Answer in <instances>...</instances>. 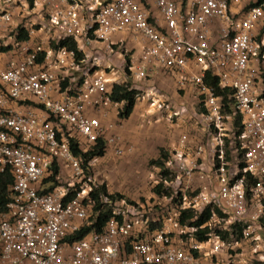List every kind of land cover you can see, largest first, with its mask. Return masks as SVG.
<instances>
[{
    "label": "built area",
    "instance_id": "1",
    "mask_svg": "<svg viewBox=\"0 0 264 264\" xmlns=\"http://www.w3.org/2000/svg\"><path fill=\"white\" fill-rule=\"evenodd\" d=\"M18 26L26 27L30 38L18 42L13 34ZM263 27L264 5L258 0H0V171L9 168L14 174L13 196L0 219V264H218L215 259L226 247L220 234L211 232L200 241L196 227L181 223L183 209L201 213L208 206V225L232 233V225L240 223L239 244L264 246ZM67 37L81 43L79 63L74 50L51 46L53 39ZM131 41L139 51L125 62L136 80L163 74L179 89L195 90V109H201L195 125L209 140L193 146L190 134H182L166 167L188 180L199 173L205 184L194 193L186 185L164 196L169 204L157 214L124 203L103 231L70 241L89 224L97 185L85 178L62 123L86 145L100 137L107 144L114 141L107 138L102 118L119 104L111 100L110 85L117 73L111 64L101 68V53L116 50L123 57ZM89 61L93 70L79 82L71 71ZM60 76L70 77L72 94L60 91ZM209 76L233 90L231 116ZM149 90V113L180 116L169 95ZM56 160L69 169L70 179L40 193V182ZM75 183L79 187L69 199Z\"/></svg>",
    "mask_w": 264,
    "mask_h": 264
},
{
    "label": "rangeland",
    "instance_id": "2",
    "mask_svg": "<svg viewBox=\"0 0 264 264\" xmlns=\"http://www.w3.org/2000/svg\"><path fill=\"white\" fill-rule=\"evenodd\" d=\"M114 52L101 53V68L111 64L117 73V80L128 81L134 88L141 91L140 99L137 100V107L129 119H120L119 110L123 103L113 104L109 112L102 118V123L108 128L107 138L114 137L113 142L108 143V149L104 156L97 157L91 162L90 175L92 182L99 186L105 184L109 193L121 194L123 198L116 201L115 208H126L124 203L135 204L136 210L145 207L148 213L157 214L162 208L169 204V199L156 194L153 189L162 182L161 170L156 165H151L150 160L159 156V149L164 147L171 153L179 146L181 135L190 134L192 145L207 143L208 135L203 132L201 127L195 125L199 119L201 109H195L197 99L195 92L185 93L184 89H179L173 78L158 75L155 80L138 81L126 69L127 55L139 51V46L135 43L127 42L123 48V57ZM161 76V77H160ZM154 88L160 95H169L177 109L181 112L179 117H170L168 112L149 113L146 99L147 91ZM188 95L187 99L184 96ZM185 103H180L184 102ZM204 169H208L210 157L205 160ZM70 171L64 166L61 172L62 183H68ZM171 187L180 192L181 188L188 185V193L198 190L203 181L199 173L190 180L185 176L174 174ZM205 184V182L203 183ZM207 185H210L207 182ZM194 195V194H192ZM125 201V202H124ZM138 205V206H137ZM151 211L149 212V210ZM264 243V229L261 231ZM225 250V253L233 254L230 264H264V246L260 249L254 243L237 244L234 250ZM261 255V257H260ZM237 259V261H236ZM236 261V262H235ZM229 261L225 260L226 264Z\"/></svg>",
    "mask_w": 264,
    "mask_h": 264
},
{
    "label": "trees",
    "instance_id": "3",
    "mask_svg": "<svg viewBox=\"0 0 264 264\" xmlns=\"http://www.w3.org/2000/svg\"><path fill=\"white\" fill-rule=\"evenodd\" d=\"M258 3L264 5V0H258ZM33 5L34 3L31 2ZM264 33V27L261 31L260 38L263 36ZM18 42H22L27 40L29 37L28 31L26 30V27L18 26L13 33ZM81 43H79L76 39L73 37H67L64 39H53L51 41V46L54 49H59L61 47H66L69 50H74L76 52V58L78 60V63L80 59L84 56V52L82 51V48L80 46ZM3 50H9L11 46H5L1 47ZM94 56L91 57L90 60L93 59ZM127 62H130V55H127L126 57ZM93 62L89 61L87 64H81L82 67L80 70H72L71 74H76L79 77V82L83 80V75L89 70H93ZM102 65V64H101ZM103 66V65H102ZM104 69H107V67H103ZM126 69L129 71V65L127 64ZM110 70V68H108ZM60 76L58 87L60 88L61 92H67L69 94H72L74 91V84L70 80L69 76ZM118 78L115 77V80L110 83L111 85V100L115 103H123V107L118 112V117L120 119H129L132 113L134 112L138 96L140 95L141 91L137 88H134L132 84L128 81H118ZM207 82L209 84L214 85L216 93L218 96L221 97V102L223 104V109L226 111L227 116H231L230 114L234 111L235 108V102L233 97V90L228 87H223L220 84V81L217 77L209 76L207 79ZM37 105V104H36ZM40 106V105H37ZM199 115V114H198ZM240 117L241 115L236 113L235 115V124L237 130L240 131ZM62 125L65 128V138L69 142V145L74 153L75 156L81 159L82 166L85 172V178L87 175H90V168H91V162L97 158L102 157L106 154L108 149L107 141L100 137L98 141L93 145H86L84 141V137L79 134L78 132H73L70 130L66 123H62ZM239 125V126H238ZM171 156V152L168 151V149L161 147L159 149V156L155 159L150 160L151 165H156L160 168L161 177L162 180H173L174 173L170 171L166 167V162ZM67 168V167H66ZM64 169V165L62 162L56 160L54 161L53 165L50 166L49 172L47 175H45L41 182L40 186L42 187L39 192L40 193H49L53 192L55 189H57L59 186L67 185L62 183L61 180V172ZM68 169V168H67ZM14 182V174L13 172L8 168L4 172L0 171V219L2 215L7 211L9 201L12 199L13 192L11 190V186ZM74 190H71L68 198H72L75 195L76 189L79 187V183H75ZM153 191L160 195V196H167L171 197L175 191L171 186H166L164 182H160L158 185H156L153 189ZM120 198H123V195L117 193V194H111L109 193L107 186L105 184L99 185L94 187L92 193H91V212L92 216L89 219V224L85 223L82 225L81 229L71 234L68 239L70 241L78 240L83 237H85L88 233L91 231H98L101 232L105 229L106 224L108 220L115 215V203L116 201H119ZM212 206L206 207L201 213H197L193 209H183L181 212V223L187 224L189 226L196 227L197 230L195 231V236L200 241H205L210 238L211 232H216L217 234H220V237L222 240L226 243V247L221 252L219 259L216 258L215 260L218 261V264H226L225 260L229 261L230 264V258L233 257V254L225 253V250L229 249L231 253H233L231 250H234L236 247V244H239L240 239L242 238V231L243 226L240 223H236L232 225V233L228 230H222L220 231L216 226H210L207 223L210 221L212 216ZM219 216H222V213L218 209H214ZM120 217V216H118ZM155 225V223H154ZM153 226V225H152ZM261 226L264 229V216L261 218ZM246 243V242H245ZM1 251V250H0ZM234 262V257H233ZM237 261V259H236ZM235 261V262H236Z\"/></svg>",
    "mask_w": 264,
    "mask_h": 264
},
{
    "label": "crops",
    "instance_id": "4",
    "mask_svg": "<svg viewBox=\"0 0 264 264\" xmlns=\"http://www.w3.org/2000/svg\"><path fill=\"white\" fill-rule=\"evenodd\" d=\"M161 76H165V75H161ZM160 76V77H161ZM155 78H157V76L155 77ZM155 78H152L151 79V81H153V80H155ZM150 82V81H149ZM185 90H188L190 93L191 92H195V90L192 88V87H187L186 89H184V91ZM149 91H151V90H148L147 91V95L144 97L145 99H146V103H147V109H153V107L150 105V101H149V98H150V92ZM188 91H185V93H189ZM140 97V95L138 96V100L140 99L139 98ZM187 97H189L188 95H186V96H184V98L185 99H187ZM184 101V100H183ZM180 103H185V101L184 102H181L180 101ZM12 105H13V107H14V105H15V103L13 102L12 103ZM136 107H137V104H136V106H135V109H136ZM39 110H42V109H39ZM135 111V110H134ZM134 113V112H133ZM133 113H132V115H133ZM260 249V248H259ZM264 256V255H263ZM260 257H261V255H260ZM241 264H244V263H241ZM245 264H248V263H245Z\"/></svg>",
    "mask_w": 264,
    "mask_h": 264
}]
</instances>
